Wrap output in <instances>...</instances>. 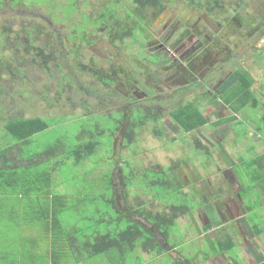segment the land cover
Instances as JSON below:
<instances>
[{
  "label": "rangeland",
  "instance_id": "obj_1",
  "mask_svg": "<svg viewBox=\"0 0 264 264\" xmlns=\"http://www.w3.org/2000/svg\"><path fill=\"white\" fill-rule=\"evenodd\" d=\"M84 1L88 2L86 7H83ZM107 1L75 0L74 4L80 12L94 18ZM7 2L0 5V26L10 28L6 32L10 37L9 43L0 31V54L4 63L3 66L0 65V126L8 120L29 117H40L48 123V129L29 140V159H32L35 149L42 151L60 140L66 158L54 181L65 185L61 187L70 196V201H87L81 208L83 217L70 211L67 217L64 216L68 225L73 228L70 231H79L81 236L86 237L113 232L117 223V229H122L131 222L130 215L124 211V204L133 205L144 212V215H148L152 210L161 213L165 209L163 206L170 207L176 200L181 201L182 198L176 197L175 192L160 193L151 185L146 188L140 172H144L147 167L156 169L159 165L167 166L171 161L193 155L194 162L181 163L178 176L176 175L177 182L181 181L184 191H188L187 185L191 183L196 193L204 199L203 205L207 202L211 206L210 210L206 209V205H201L193 214L178 218V223L175 222L171 228L169 239V244L175 249L168 255L156 257L157 261H154V255L137 248L128 256L127 264L131 261L138 264H204L201 260H191V263L186 259L191 257L190 254L196 255L194 259H197L208 251L205 244L198 246V242L197 245V239L207 241L220 237L218 233L222 226L223 231L236 236L234 232L241 227L239 222L242 220L237 213L239 208L236 201L232 198L234 193L240 194L236 190L243 182L241 177H244L239 161L250 160L253 155L264 150V131L255 130L261 125L260 109H245L234 122L214 124L233 114L222 103V96L236 86V69L249 73L253 79L251 91L264 99V0H221L222 8L215 9L210 14L196 4L188 5L183 0H174L149 26V38H153L155 43L144 50L141 48L146 43L144 38L138 40L137 44H128L129 41H126L124 49L117 45L111 46L92 24H84V30H72V27L82 25L79 13L68 19L69 24L65 25L66 18L52 21L46 13V6L35 11V7H39L38 0H23V3H27L23 7ZM61 3L64 4L65 1ZM55 14L56 18H61L60 11ZM31 18H37L38 21H31ZM226 25H231V28L227 29ZM37 27L43 32L35 33L32 28ZM184 30H187V35ZM201 31L215 33L223 48L209 59L206 57L203 66L208 69L200 70L202 67L195 58L185 56L175 62L173 68L171 66L173 72L169 76L170 84L166 81L159 83V91L145 88L147 72L158 69L159 59L167 58L163 47L178 59L183 50H191L192 43L188 35L192 33L198 38ZM79 34L87 41L83 46L78 39ZM32 44L34 47H30ZM71 49H78V53L92 57L103 69L119 68L123 74L115 85L109 87H103L94 80H85L76 68L75 55ZM49 53L51 59L44 70L41 68L43 55ZM86 63L84 61L82 64ZM126 74L134 79L133 85L128 83ZM162 76L160 75L161 78ZM200 82L202 85L199 87L187 86ZM213 95H216L215 99L212 98ZM185 101L201 102L202 111L211 124V127L196 131L205 146L203 149L185 139L190 145L187 151L183 145L184 139L176 136L181 133L178 128L172 127L168 119L162 121L158 118L149 128L152 134L146 131L136 136L138 130L135 131V136L125 134V137L131 136L133 141L124 136L121 139V130L114 137L109 133L121 114H129L131 117L132 110L155 109L166 115L167 110L174 109ZM81 102H85L96 112L95 117L92 115L88 122H85L88 116H84L79 122L72 119L75 114L80 113ZM80 122L86 124V132L82 135L87 134V138L93 134L101 144L94 156L75 166L67 159V152L77 143L76 136L80 137L79 142L83 140L78 132L79 124H83ZM158 132L162 135L158 136ZM181 137L185 138L186 134ZM173 138L177 139L176 142ZM186 152L188 154L183 156ZM54 160L64 162V157L61 160L59 157L50 159L44 163V168L49 169ZM261 184L264 186L263 182ZM111 186L116 189L113 190L116 208L107 201L112 198ZM157 194L159 198H152ZM197 194L195 198L199 197ZM263 203L264 196L258 197L254 203L255 209L248 216L249 221L254 216V222L264 220ZM209 217L219 224L216 222V225H211V229L201 230L204 225L210 224ZM241 230L245 232V226ZM81 240L80 238L79 241ZM157 240L160 242L159 236ZM260 242L264 244V235L260 237ZM262 249L260 247L257 252H263ZM242 250L238 252L239 257L245 258V248ZM113 252L112 256L119 257L117 251ZM228 256L235 259L238 257L237 245ZM227 260V255H218L210 259L208 264H231ZM249 262L257 264L255 260Z\"/></svg>",
  "mask_w": 264,
  "mask_h": 264
},
{
  "label": "trees",
  "instance_id": "obj_2",
  "mask_svg": "<svg viewBox=\"0 0 264 264\" xmlns=\"http://www.w3.org/2000/svg\"><path fill=\"white\" fill-rule=\"evenodd\" d=\"M6 1H8L7 3L10 5L17 3L22 7L26 6L27 4L23 3V0H0V5L2 3H5ZM61 1H65V3L62 4ZM74 1L75 0H38L39 7H35L34 10L36 11L37 8L40 9L46 6V8L48 9L46 13L50 15L49 18H51L52 21H61L62 18H66L67 23H64L65 25L69 24L68 19L74 18L76 13H79V20L82 22V25L78 27H72V30H84V24H92L93 27H95L96 29H98V31H100V33H102V36L106 38L107 42L111 46L117 45L120 48L125 49L127 46V44H125L126 41H129L128 44H137L136 42L138 40L145 38L146 33L149 31V26L162 14L165 9H167L169 4H172L174 0H108L104 3V7L99 12V14H97L94 18L80 12L74 4ZM183 1H185L188 5L196 4L207 14H210L211 11L217 8H222L221 0ZM87 3V1H84L83 7H86ZM59 11L61 12V18L58 19L55 17V13ZM30 20L38 21L37 18H31ZM7 30H10V28L0 26V31L3 32V35L6 37V41L10 42V37H8L9 34L6 33ZM32 30H34V32L37 34L43 32L38 27L32 28ZM78 39L80 40L81 46H83L87 42L85 38L83 40L81 34H79ZM30 47H34V44H32V46ZM71 51L75 55L74 59L76 61V68L83 74L85 80H94L103 87H109L115 85L118 82L120 76L123 74L122 70H120L119 68H101L96 63V61L93 60L92 57L78 53V49H71ZM1 57L2 56L0 54V65L3 66L4 63L1 61ZM45 58L47 59L45 60ZM50 59V53L43 55V61L41 64L42 69H47V62ZM84 61L87 63L82 64ZM6 70L9 69L7 68ZM234 77L237 83L236 86L231 91L224 92L222 96V103L227 106L233 114L229 115L224 120L214 122V124L219 125L224 121L234 122L237 119L238 114L243 112L245 109H260L262 112L259 118L261 125L256 127L255 130L258 132H260L261 130L264 131V99L262 100V97L259 98L251 91L253 79L250 77L249 73L246 70L242 69H236L234 72ZM212 98L215 99L216 95H213ZM200 104L201 103H192L190 101H186L168 112V115L173 124L177 126L178 131L181 133L177 134L176 136L184 139L183 145H185L187 151L190 149V145L186 142L185 139H189V142L191 141L192 144L195 145V147L203 149V147L205 146L200 140L199 136L196 135V131L204 127H211V124L209 123L208 118L204 115ZM79 109L80 113L75 114L76 116L72 118L74 120H77V122L83 119L84 116H88L85 122L90 121L93 116L95 117V111L87 106L85 102H81ZM140 116L141 128L150 126L151 123L154 124V122H156V119H150V116L143 115V113ZM136 117H138V115L127 117L126 114H121L120 119L115 121L114 123V129H109V133L111 134V136L114 137L118 130L123 131L121 133V139L123 138V136L125 137V134L127 133L133 135V133H135V131L137 130ZM2 126L3 136L2 134L0 135V141L6 138L14 143H27L32 136L48 129L49 127L48 123L42 120L40 117L16 118L5 121ZM79 126L80 129L78 132L81 136L86 132V124H79ZM157 134L158 136L162 135L161 132H158ZM184 134H186V137H181ZM86 135L87 134L81 136L83 138L81 142L78 141L80 137L76 136L77 143H75L74 146H72L68 150V155L66 154L67 159L71 160L72 164L75 166H79L82 162L87 161L89 158L94 156L97 153L98 148L100 147L101 142L98 140V137L95 138V136L91 134L86 138ZM125 138L133 141L131 136H126ZM173 140L174 142H176L177 139L173 138ZM203 151L207 154V156L209 155L205 149ZM42 154L44 156H47L48 160L55 159L59 156H61V158L64 157V160L66 158L65 150L60 140H56L53 146L46 148ZM185 154L187 155L188 153H184L183 156H185ZM192 157L195 156L192 155L190 158L187 156L184 159H178L175 162L171 161L172 163L170 162V165H159L156 167V169L147 167L144 172H140V175L144 177L143 179L145 181H143V184L146 188L151 185L152 187L158 189L160 193L161 191L169 192L170 194H172V192H175L174 195L179 198L181 197V201L176 200V203L171 204L170 207L163 206V208L165 209L162 210L161 213L154 212L152 210L148 215H144V212H140V210L135 208V206L133 205L130 206L128 204H124V211L128 212V214L130 215L131 222H128L122 229H117V223V227L113 230V232L107 231L104 234H95L92 237L91 241L83 243L85 247L84 253L90 257H93L102 255L108 251H117V253L119 254V258L120 260H122L123 264H127L128 256L131 255V253H133L137 248L142 249L149 255H154V261H157L156 257L168 255L171 250L175 249L174 246L169 244V239L171 238V228L174 226L175 222H177L178 218L193 214V212L197 211L200 206L203 205L202 201H204L202 196L196 193L195 188L191 183L187 185L188 191H184V187H181V181L179 177L178 178L180 183L177 182V171L181 163H186V161L194 162L195 159ZM63 163H65V161H61V165ZM239 164V166L242 168V174H244V177H241V180H244V183H262L261 180L264 179V152L261 154L257 153L256 155H253L250 160H241V162L239 161ZM10 175L11 177H13L14 175L16 176L17 172L12 171L8 176ZM15 180L17 179L15 178ZM189 185L192 186L189 187ZM245 186L246 185H243L242 187ZM245 190L248 191L247 193H250L253 190V187L248 185ZM196 194L199 196L198 198H195ZM156 197L159 198V195L157 194L152 196V198ZM107 201H110L112 206L116 208L115 201L111 199ZM154 205H157V207H159L158 204ZM204 205L207 206L206 209L210 210L211 206H209L207 202H205ZM254 206V203L250 205V203L247 201L245 208L250 211L252 209H255ZM69 208L70 206L67 205L65 210L67 209V211H69ZM62 211L63 210H61V212ZM248 216H246V222L247 225L252 229V233L255 236L263 237L264 220H261L259 223L254 222V216L253 220L249 221ZM216 222L217 224H219L217 220H213L211 217H209L210 224L204 225L201 230L207 231L208 229H211V225H216ZM222 227H220V233L216 232L220 235V237L218 238H210L207 241L205 239L204 241H202L198 238L197 245L198 242V246H202V244H205L208 251L203 253L200 257H197V259H194V256L196 255L192 256V254H190L191 257L186 259V261L192 260L193 262H196L201 260L205 262L204 264H208V261L215 256L227 255L228 263L230 262L231 264H239L237 258L235 259L234 257L232 258L228 256L232 249H234L237 238L236 236H230L226 232V230L223 231L224 228ZM230 230H234V228H230ZM234 234H237L236 231L234 232ZM69 236L70 234L68 233V237ZM158 236L160 237V242L157 240ZM132 262H134L133 264H138L136 261H131L130 264H132Z\"/></svg>",
  "mask_w": 264,
  "mask_h": 264
},
{
  "label": "crops",
  "instance_id": "obj_3",
  "mask_svg": "<svg viewBox=\"0 0 264 264\" xmlns=\"http://www.w3.org/2000/svg\"><path fill=\"white\" fill-rule=\"evenodd\" d=\"M2 130L3 126H0V135L3 136ZM29 142L14 143L6 138L0 141V264H123L119 257L112 256L113 251L93 257L84 253L83 243L91 241L92 237L81 236L79 231H70L73 228L64 216L67 217L65 208L69 205L70 212L83 217L81 208L87 201H70V196L61 187L65 185L54 181L61 169V161L55 160L49 169L44 168V163L49 161L42 154L46 148L42 151L35 149L32 159H29ZM263 152L261 150L258 154ZM12 171L17 172V175L8 176ZM261 181L264 184V179ZM245 183L243 180L238 184L236 192L241 193H234L232 198L243 221L239 223L241 227L245 226V232H242L241 227L236 230V258L239 264H251L250 260L264 264L261 236H255L246 222V216L251 215L253 210L245 208L247 201L252 205L258 197L264 196V186L260 182L258 186L257 183ZM248 185L253 187L250 193L245 190ZM111 188V200L115 201L113 190L116 189L114 186ZM260 247L263 252H257ZM242 248H245V258L239 257Z\"/></svg>",
  "mask_w": 264,
  "mask_h": 264
},
{
  "label": "flooded vegetation",
  "instance_id": "obj_4",
  "mask_svg": "<svg viewBox=\"0 0 264 264\" xmlns=\"http://www.w3.org/2000/svg\"><path fill=\"white\" fill-rule=\"evenodd\" d=\"M226 26H227V29L231 28V25H226ZM184 32L186 33L187 31L184 30ZM187 34L188 33H186V35ZM205 34H207L206 31H204V32L201 31L198 38H197V35H194L192 33L189 34L188 36H189V39H191V43H192L191 50L188 51V48H186L187 50L186 49L183 50L182 53L179 54L180 58H178V59L176 58L177 56H174L175 54H173L172 52H171L172 54H170V50H168L166 47H163V51L166 54L167 58L163 57V59H159L160 64H159V68L158 69L151 70V71L147 72L148 73V77H146V79H145V82L147 84L145 86V88L151 89L152 91H159V83L166 81L167 83L170 84L171 81L169 80V76L173 72L172 69H171V66L173 68L175 62H178L179 59L181 60L185 56H187L188 58H195L196 61H198V63L202 67V69H200V70H203V71L207 70L208 68H204V66H203V62H206V60H205L206 57L209 59L212 55H216L218 52L222 51L223 48H222V46H221V44L219 42V37H217L215 33L212 32V33H209L207 35H205ZM195 37H196V39H195ZM144 39L146 40V43H145V45H143V47H141V48H143V50L146 49V48H150V46L155 43L153 41L154 40L153 38L152 39L149 38V32L146 33V37ZM163 43H166V42H163ZM167 44L169 45V43H167ZM193 44H195V46ZM187 51H188V53L184 54ZM175 52H176V50L174 51V53ZM141 54H142V56L145 57V55H144L145 53L144 52H142ZM164 61H166V62H164ZM208 63H209V61H208ZM205 64L206 63H204V65ZM160 75H163L162 78L160 77ZM125 76H126L125 78L129 81L128 83L130 85H133L134 84V79L132 77H130L129 75H127V74ZM200 84H201V82L198 83L197 85H187V86L199 87ZM167 87H169V86L167 85ZM208 93H210V92H208ZM197 103H201V102H197ZM169 111H170V109L166 111L167 112L166 115H162L161 113H159V111H157L155 109L154 110L153 109H151V110H132L131 112H133L134 116L138 115V117H136L137 118L136 127H137V130H138L137 133H136V136H137V134H140V133L146 132V131H149L152 134V130L149 129L151 127V125H153L152 123H151L150 126L141 128V125H140L141 116L140 115H142V113H143V115L150 116V119L158 120V118H160L162 121L164 119H168L172 123V127L174 126L175 129H176L177 126L173 124L172 120L170 119V117L168 115ZM127 117H129V114L127 115ZM154 124H155V122H154ZM119 132H120V130H119ZM133 135L135 136V133H133Z\"/></svg>",
  "mask_w": 264,
  "mask_h": 264
}]
</instances>
